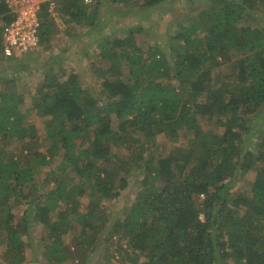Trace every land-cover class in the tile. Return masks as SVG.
Here are the masks:
<instances>
[{"label": "trees", "instance_id": "1", "mask_svg": "<svg viewBox=\"0 0 264 264\" xmlns=\"http://www.w3.org/2000/svg\"><path fill=\"white\" fill-rule=\"evenodd\" d=\"M168 1L60 0L59 11L89 38L107 23L105 4L143 20L161 4L171 7ZM183 1L191 5L181 0L180 8ZM199 6L195 17L169 33V57L139 48L142 27L135 35L129 25L122 38L95 42L105 65L97 66L86 51L100 80L97 98H90L79 75L54 69L57 57L42 59L55 34L45 9L41 49L19 59L1 56L7 8L0 0V61L12 75L0 76V139L20 142L25 152L0 147L6 264L24 263L34 226L46 264H86L101 241L116 242L113 254L129 264H264V0H204ZM27 65L42 71L32 93L14 76ZM27 98L45 122V146L39 129L24 120ZM214 118L221 134L203 133L201 123ZM161 134L172 142L181 134L186 145L157 156L155 144L147 148L145 140ZM112 148L129 155H113ZM57 161L45 179L40 169ZM137 173L132 203L109 218L106 203ZM38 174L42 180L36 181ZM113 254L103 255L108 261Z\"/></svg>", "mask_w": 264, "mask_h": 264}, {"label": "rangeland", "instance_id": "2", "mask_svg": "<svg viewBox=\"0 0 264 264\" xmlns=\"http://www.w3.org/2000/svg\"><path fill=\"white\" fill-rule=\"evenodd\" d=\"M203 1L204 0H188L191 5H189L188 3L185 4V2L183 1L185 5L180 8L179 5L181 4V0H169V4L167 6L171 5V7L167 8L164 4H161L156 8L157 10L153 11V13H148L146 18L143 20H131L130 17L134 15V12L128 14L124 10H120L105 4L102 8V21H105L107 23L105 26L98 28L96 34L94 36H90L89 38L85 36V30L83 28L74 27L65 19H62L60 25L57 26L53 24L55 26V34L52 38L50 51L44 52V56L42 57V59H44L45 57L46 59L49 57H57L53 61L56 67L54 69L57 72L63 71L79 75L84 84L87 86L88 91H90V98L94 96L97 98V93L99 90L98 84L100 80L94 75V73H92L90 69L89 62L91 60V56L88 57L85 54L86 51H88L89 53H93V63L95 62L99 67H103L105 65L103 62H100L98 58V50H96L95 48V42L105 41L108 38L110 40L116 37L122 38L123 33L121 32V30L129 25L134 31L133 33L135 35L137 31L136 29L142 27L146 31L138 36L139 48L144 52L150 53L155 51L156 49H159L161 52L165 53L167 57H169L171 51L168 41L169 33H174L179 24L186 25L188 21L191 20V17H195L196 14L201 10L199 4ZM185 7L186 9H184ZM256 13L257 17H260L262 14V9L256 10ZM79 37L81 39H79ZM85 42H91V44L86 47ZM59 55H63L64 59H59ZM58 63H60L61 65L57 66L56 64ZM3 66H6V64L0 61V76L4 73L11 75L10 72L3 71L7 70L3 69ZM22 68L24 69V74L19 72L14 76L16 77V79H21V86L23 92L32 93L42 80V77L40 75L42 71L40 67H38V65H27ZM124 69L127 68L124 67ZM220 71L222 73H227L228 68L224 67ZM30 103V98L25 99L24 104L21 106V112L24 116L25 122L33 124L37 129H39V138L41 139L42 144L45 146V144H47V142H45L46 140L44 139L45 122L44 120L38 118V116L31 110ZM259 117V123L263 122L264 119L262 118V114H260ZM258 118L255 122H258ZM111 119H113V123L116 122L114 116H111ZM215 122L216 118L210 120V122L203 121L201 123L202 132L207 133L209 131H213V133L220 135L222 130L221 128L217 130L214 127ZM153 143L155 144V146L152 147V149L156 151L157 156H165L173 145H186L185 139L181 134L178 135V140L176 142L170 141V139L163 134L157 137L156 141L154 142H152L150 138H147L145 140V147L151 148V145ZM2 146H4L7 152L13 154L21 152L22 155L25 154V152L21 151L22 144L20 142L11 141L5 144L0 139V147ZM38 151L44 152V147H39ZM112 153L113 155H120L123 157L129 155L128 151L124 148H112ZM58 165L59 162L57 161L53 165L40 169L41 173L44 174L45 179L50 175L52 170H55L58 167ZM141 175V173L130 175L131 177H128L129 184L126 188L121 190L120 197H118L116 200L108 201L106 203L109 218L112 217V215L116 216L121 209H123L124 207H128L132 203V200L139 189V179H141ZM37 176L38 177H36L35 179L36 181L42 180L43 175L38 174ZM245 179L240 184H238V188L245 182ZM25 190L27 191V188ZM21 213L22 208H17L14 214L15 218L19 219L21 217ZM31 232V241L30 243L27 242L30 246L28 248H25L24 252L26 260L23 264H46L45 260L42 258L43 249L40 240L41 230L38 226H34ZM3 238L4 235H0V240H2ZM5 247V242H0V264H6L4 259L2 258V254L5 251ZM115 247L116 242L109 243L108 245H106L105 242L101 241L98 244L97 251L89 256L86 264H129L124 261L122 262L121 256L119 254H113V250ZM122 247L124 248L125 244L122 243ZM103 254H113V257L106 261ZM140 263L141 261L138 264ZM66 264L76 263L67 262Z\"/></svg>", "mask_w": 264, "mask_h": 264}, {"label": "built area", "instance_id": "3", "mask_svg": "<svg viewBox=\"0 0 264 264\" xmlns=\"http://www.w3.org/2000/svg\"><path fill=\"white\" fill-rule=\"evenodd\" d=\"M59 2L60 0H4L7 21L2 23L1 56L19 59L27 54L37 53L41 49L40 17L45 12L52 24L60 25L62 18ZM91 2L92 0H83L84 4Z\"/></svg>", "mask_w": 264, "mask_h": 264}, {"label": "crops", "instance_id": "4", "mask_svg": "<svg viewBox=\"0 0 264 264\" xmlns=\"http://www.w3.org/2000/svg\"><path fill=\"white\" fill-rule=\"evenodd\" d=\"M4 58V57H3Z\"/></svg>", "mask_w": 264, "mask_h": 264}]
</instances>
